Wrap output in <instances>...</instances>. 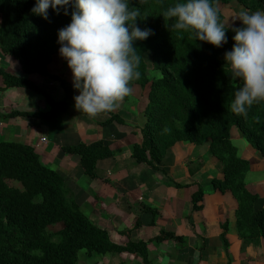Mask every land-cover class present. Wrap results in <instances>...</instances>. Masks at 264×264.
<instances>
[{"label":"trees","instance_id":"1","mask_svg":"<svg viewBox=\"0 0 264 264\" xmlns=\"http://www.w3.org/2000/svg\"><path fill=\"white\" fill-rule=\"evenodd\" d=\"M236 1L264 11V0ZM230 2L211 0L223 24L225 18L220 5ZM173 3L175 0H130V7L140 9L136 26L153 33L133 44L139 57L136 70L140 77L130 86L132 90L135 86L141 87L147 104L144 127L133 131L140 141L133 147L132 158L136 164L147 165L167 178L174 188L181 189L189 185L171 181L161 168L167 153L179 143L195 146L208 143V155L217 160L222 172V178L212 180V188L222 194L230 193L235 199L236 236L243 247L259 249L264 239V209L257 208L260 197L248 188L246 181L251 164L239 155L232 132L241 131L264 156V100L249 107L246 115L231 111L234 92L242 84L230 80L229 70L222 63L225 45L216 48L170 29L171 22L162 13ZM34 4L35 0H0V52L17 61L24 74L39 75L59 84L64 99L58 102L32 81L0 69V92L32 91L43 96L49 107L48 112L0 114L1 120L21 117L52 121L70 109L79 112L74 107L76 95L71 82L49 71L59 53L57 32L70 23L72 7L69 6L68 15L54 14L50 8L49 19L45 21L31 13ZM225 30L233 47L234 32L226 27ZM148 53L152 54L153 68L161 74L160 78L148 77L145 60ZM131 94L123 100H128ZM105 113L110 119L101 126L114 123L126 126L118 115ZM62 151L79 156L84 175L91 179L98 178L96 170L100 161L114 159V153L103 141L64 146ZM203 200L204 191L199 187L192 197V212L203 210ZM139 209L141 214L152 217L150 226H155L160 212L142 203ZM56 224L63 226L52 235L48 229ZM142 227L143 222L137 217L131 229L118 232L126 240L115 243L110 229L97 225L82 212L65 179L44 164L35 147L0 139V264H78L81 251L88 256L135 255L141 258L142 264H153L150 243L173 241L181 248L187 243L183 235L165 230L147 242L133 241V233ZM229 230L230 221L226 220L221 225L220 240L228 264H232Z\"/></svg>","mask_w":264,"mask_h":264},{"label":"crops","instance_id":"2","mask_svg":"<svg viewBox=\"0 0 264 264\" xmlns=\"http://www.w3.org/2000/svg\"><path fill=\"white\" fill-rule=\"evenodd\" d=\"M228 7L232 8V4H229ZM234 21L236 22V19ZM224 26L231 30L233 27H239L240 22H236L233 24V26H226L225 24ZM225 47V52L230 51L232 48L231 45H225ZM224 53L221 59H223ZM52 67L54 68V72H51ZM0 69H3L18 77L32 81L37 86L48 92L58 102L64 99V92L60 85H57V83L50 79L40 77L39 75L24 74L20 66L17 65L15 61L9 59L8 57H4V55H0ZM49 71L52 74H57L59 76L63 75L62 77L72 81L70 80L71 71L67 66V62L60 57L59 53L54 57V60L49 67ZM74 92L75 95H78L76 90H74ZM37 96L39 95L25 89H12L6 92H0V114L7 115L11 112H48L49 107L45 99L43 98L44 100H40ZM132 96L133 90L128 100H122L120 102V107L110 112L121 117L126 123V126H123V128L125 131H129L131 133L134 131L132 129L134 127H144L145 122H143V126H141L142 119L138 114L140 111L144 113V109L147 104L145 101L147 98L144 97L142 93L137 99H132ZM109 119L110 115L107 113H100L94 117H89L86 114L75 111L74 109H70L52 121H40L37 119L21 117L7 120L0 119V139L6 142L29 144L35 147L41 158L43 157L42 161L44 164L57 171L65 179L71 190L72 186L70 184L71 182H68V176L71 177L70 181H72L73 185L75 181H77V189H81L82 180H84V178L87 176L84 175L83 170L80 167L79 156L65 154L62 151V148L64 146L76 145L78 143L91 144L97 141H103L114 153V159L100 161L98 163L96 174L98 176V180H100V189L93 190V188H89L86 189L84 193H82L87 199L91 194L95 198L99 199L100 203L97 202L94 206L96 212L104 211L107 214L109 213L112 221L119 225V231L131 229L134 226L136 218L140 217L143 222V227L140 229V231H142L144 228H146L145 226L147 223L151 225L152 217L147 214H141L140 210H136L138 211L136 212L134 208H136V206L139 207L141 203L145 204L146 206L158 210L162 216V219L167 221L166 227L164 228L165 231H176V233L183 235L195 246L197 244V240L200 242V246L198 243V246L201 250L199 254L200 261H195L194 264H228L226 256L220 258L219 254H212V251L215 249L219 253V249L221 247V225L226 220V215H224L226 211H224L222 207V199L224 196H230V193L222 194L220 192L214 191L212 186L207 187L209 192H206L203 189L204 208L202 211H200L202 217L200 214H197L198 212H192V197L198 192L199 187L203 188L205 185L201 184V186H193L192 184L178 182L175 179V181H172L183 186L189 185V187L176 189L173 187V185H170L171 182L167 178H165L166 180L162 179L163 175L160 177V173L153 172L154 174H152L149 171L150 168L147 165H132L131 161H134L132 158L133 147L139 141H135L134 143L133 141L126 142V132L124 129L121 131L119 127H116V124H112L107 127L101 126L102 123ZM233 132L232 140L234 141ZM130 138L132 139V137ZM208 150V143L204 144L203 146H195L189 143H179L175 145L169 151L174 153L175 164L170 168L167 167V170L169 171L168 173L171 174L170 170H172V173L177 175V172L180 171L181 166H183V168L186 167L183 154L189 153L191 155V153H194L196 155L204 154L202 158L205 164L209 161L210 163L219 166L220 173L216 178H222L221 167L217 160L209 157ZM202 151L203 153H201ZM169 152L167 153L166 158L161 165L162 167L165 161H167ZM239 155L243 158H246L243 156L244 154H242L240 150ZM100 165L103 166L101 174L98 173ZM162 169H164V167ZM205 170L206 165L203 168V171ZM188 175L194 176V174L190 173H188ZM194 188L197 190L194 191ZM81 190L84 191L83 188ZM189 190H191L192 193H189ZM208 193L212 195L214 203L216 202L214 207H209L207 200L210 195H208ZM106 197H110V200H106ZM114 200L117 202L118 200H121V204L117 206ZM232 206L233 220L230 222L228 240L230 242V248L231 245H234V247L239 246L240 251L243 252L248 247H243L242 242L237 238L236 233L235 235L233 233L235 230L231 229L232 224H235L234 212L236 209V205H233L232 203ZM212 208L214 210L216 208L219 210V215H215V217L220 219L218 222L214 220L213 217H208L207 215V212L209 213V210H212ZM81 210L83 212V209ZM189 216H191V222L193 225L192 228H190L191 223H188V218H190ZM101 218L105 217L101 216ZM203 218L204 222L202 221ZM181 220H183V224L186 225L184 228H178V225L181 224ZM94 222L97 225H101L102 227H110L104 223L96 222L95 220ZM123 224H125L126 227L122 228ZM155 224L157 225V222ZM156 229L159 230L158 228ZM178 229H183V233L181 234ZM136 232L137 231L133 233L132 240ZM160 232L147 239L141 238L139 240L147 242L149 239L160 235ZM154 243L156 242L149 244V251L151 244ZM163 244L165 243L157 245V248H161ZM170 244L172 243H169L166 246H172ZM261 249L264 252V239L261 241L260 248L255 250L260 251ZM185 250L186 248L178 252ZM156 251L158 253L155 255V257H153V259L150 257L153 264H190L187 262V260H184L186 255H181L179 253L176 255V253L172 254V252L165 255L164 252H161V249H157ZM230 256L231 263L234 264L232 262L233 257L231 252Z\"/></svg>","mask_w":264,"mask_h":264},{"label":"clouds","instance_id":"3","mask_svg":"<svg viewBox=\"0 0 264 264\" xmlns=\"http://www.w3.org/2000/svg\"><path fill=\"white\" fill-rule=\"evenodd\" d=\"M71 20L57 32L59 55L66 60L72 85L79 94L74 107L89 117L111 112L131 94L139 79V57L133 47L152 31L136 26L140 9L130 0H35L31 13L47 21L54 14H69ZM170 29L189 34L195 41L219 48L227 43L225 26L211 0H175L162 13ZM233 47L224 53L230 80L240 82L231 101V111L246 115L254 103L264 100V11L241 8Z\"/></svg>","mask_w":264,"mask_h":264},{"label":"rangeland","instance_id":"4","mask_svg":"<svg viewBox=\"0 0 264 264\" xmlns=\"http://www.w3.org/2000/svg\"><path fill=\"white\" fill-rule=\"evenodd\" d=\"M229 4L230 5L232 4V8L228 7ZM229 4H221L220 5V10L225 15L224 16V18H225L224 24L226 26H229V25L233 26V24H235L236 22H240V21H237V19H238L237 13L241 8H245V9H248L250 11H262L260 9H256L255 7L250 9L246 6H242V5L240 6V4H238V2L236 0H231V3H229ZM235 19H236V22L234 21ZM0 22H1V16H0ZM224 45H231L229 39H227V43H225ZM0 55L3 56V54L1 52H0ZM9 59H11V58H9ZM145 60L147 62L148 69H149V72H148L149 79L153 80V79L160 78L161 74L159 72L154 71L152 54L151 53L146 54ZM221 60H222V63L225 65L224 60L223 59H221ZM13 61H15V60H13ZM15 63L17 65H19L17 61H15ZM51 72H54L53 67L51 69ZM70 76H71L70 80H72V74H70ZM42 79H44V78H42ZM70 82L72 84V81H70ZM0 85H2L1 79H0ZM57 85H59V84H57ZM142 91L143 90L141 89L140 86H135L133 88L132 99L139 98V95L141 93H143ZM37 97L40 100H44L43 99L44 97L41 95H39ZM145 101L147 102V100H145ZM138 115L142 119L141 126H143V122H146V117H145L144 113L141 111L139 112ZM114 124H116V123H114ZM116 127H119V129H121V131H123V129H124L123 126H120L118 124H116ZM135 128L137 129L138 127H134L132 129L134 130ZM124 131H125V129H124ZM125 132L127 134L126 142L133 141V143H134L135 141H140L139 138L137 137V135L134 134L133 132L132 133L129 131H125ZM130 137H132V139ZM233 138H234V141H233L234 144L239 147L240 152L242 154H244L243 156L248 158L250 161L252 168H251V170H250L251 172L247 178L248 182L247 181L246 182L248 183L249 190L257 193L260 197L259 202L257 204V208L258 209H264V156L261 154L260 151L257 150V148H255L252 145V143H250L247 140L246 137H244L241 134V131L234 129ZM201 153H203V151ZM177 155H179V154H177ZM203 155L204 154L196 155L194 153H191V155L189 153L183 154V158H184V162L186 163V167L183 168V166H181V169H180V171L177 172V175H174L172 173V170H170L171 174L168 173L169 171L167 170V167L170 168L175 164L174 153L169 152V155L167 157V161H165L163 167H164V169L166 167L165 171L167 170L166 172H167L169 178L171 177L170 178L171 181L172 180L175 181V179H176V181H178V182L192 184L193 186H195V185L201 186V184H202V185H205V186H203L202 189H204L206 192H209L207 187L212 186L211 182H212V180H214L216 177L219 176L220 170H219V166L214 165V164L210 163L209 161L205 164L204 160L202 158ZM181 158H182V155H181ZM131 163H132V165H137L134 161L133 162L131 161ZM102 165L99 166V169H98L99 174H101L102 167H103ZM205 165H206V170L203 171V168ZM163 167L161 166V168H163ZM149 171L152 174L156 173L151 169H149ZM190 171H191V174H194V176L188 175V173H190ZM159 175H160V177H162L161 173ZM70 179H71V177L68 176V182H71L70 184L72 186V190L75 194V197H76L78 204L80 205V208L83 209V213L87 217L91 218L92 220H95L96 222H101V223H104V224L110 226L107 228L110 229L111 235H112V240L115 243L124 242L126 239L120 237V235L118 234V232H119L118 226L119 225L112 221V218L109 216V213L107 214L104 211L96 212L94 206L96 205L97 202L100 203L99 199L95 198L92 194L87 199L84 197L85 195L82 194L85 192L86 189H89V188H93V190H99L100 189V180H98V178L97 179H91V178L85 177L81 183V185H82L81 189L82 188L84 189V191H82L81 189L76 188V186H77L76 182L77 181H75V183L73 185V183H72V181H70ZM162 179L166 180L164 176L162 177ZM206 185H209V186H206ZM193 190L196 191L197 189L194 188ZM189 193H192V191L189 190ZM208 195H210V197L207 200L209 207H214V205H216L215 204L216 202L214 203V199L210 193H208ZM105 199L110 200V197H106ZM114 202L117 204V206H119L121 204V200H118V202L114 200ZM232 203H233V205H236V201L231 195L223 197V199H222V205L223 206L222 207H223L224 211H226V213L224 214V215H226L225 219L229 220L230 222L233 220ZM131 210H132V207H131ZM134 210L139 211L140 209L138 206H136V208H134ZM210 210H209V213L207 212L208 217H213V219L218 222L220 219H218V217H215V215H219V210L217 208L215 210L213 208L211 211ZM138 211H136V212H138ZM200 213L201 212L199 211L197 214H200ZM220 215H223V214H220ZM101 216H104L105 218H101ZM200 216H201V214H200ZM189 217L190 218L188 219V221H189L188 223H191L190 228H192L193 225L191 222V216H189ZM205 217H207V216H205ZM204 218L202 219L203 222H204ZM156 222H157V225L155 224V226H150L147 223L145 226L146 228H144L142 231L139 230V232L138 231L136 232V234L133 236V240H139L141 238L147 239L149 237H152L153 235L158 234L160 231H163L164 228L166 227L167 221L163 220L162 216L160 215L156 219ZM62 226H63L62 224L53 225V226L49 227L48 232L53 235L57 230L61 229ZM185 226L186 225L183 224V220H181V224L178 225V228H184ZM124 227H126L125 224L122 225V228H124ZM156 228H158L159 230H157ZM231 229L235 230V224H232ZM178 230L181 234L183 233V231H182L183 229L182 230L178 229ZM233 233L235 235V231H233ZM54 239L56 240L57 238H54ZM186 240H187V243L184 247V248H186V250L181 251V252H178V251L184 250V248H181L179 245H177L173 241L165 242V244H163V246H161V248H157L158 247L157 245H159L157 243L151 244L150 257L153 259V257H155V255L158 253L156 250L161 249V252H164L165 255L169 254L170 252H172V254L176 253V255L178 253L181 255H186L184 260H187V262H189L190 264H194L195 261L196 262L200 261V257H199V254L201 252V250L199 248L200 242H198V240H197V244L195 246L188 239H186ZM169 243H172V244H170L172 246L167 247L166 245H168ZM198 243H199V246H198ZM190 248H191V250H190ZM229 250L232 253V257H233L232 262L234 264H264V252L262 249L260 251H258V250L251 248V247H248L244 250L245 252L244 251L241 252L239 249V246L234 247V245H231V248ZM215 253L219 254L220 258H223L225 256L222 243H221V247L219 249V253L217 250L213 249L212 254H215ZM78 264H142V260H141V258H139L138 256H135V255L133 256V255H128V254H123V255H113L112 254V255H106V256H99V255L88 256L85 251H81L79 253Z\"/></svg>","mask_w":264,"mask_h":264}]
</instances>
